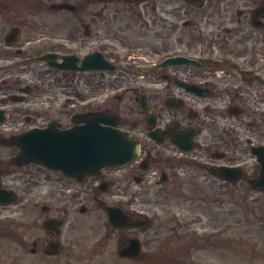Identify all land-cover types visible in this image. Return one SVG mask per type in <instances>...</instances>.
Listing matches in <instances>:
<instances>
[{
  "label": "flooded vegetation",
  "instance_id": "af4514ba",
  "mask_svg": "<svg viewBox=\"0 0 264 264\" xmlns=\"http://www.w3.org/2000/svg\"><path fill=\"white\" fill-rule=\"evenodd\" d=\"M130 6L140 20L125 27L65 20L42 33L27 15L41 1L0 0V264H197L207 237L232 248L234 204L261 199L264 0ZM92 54L95 69L79 70ZM101 112L140 152L99 176L66 177L12 143Z\"/></svg>",
  "mask_w": 264,
  "mask_h": 264
},
{
  "label": "water",
  "instance_id": "95a60500",
  "mask_svg": "<svg viewBox=\"0 0 264 264\" xmlns=\"http://www.w3.org/2000/svg\"><path fill=\"white\" fill-rule=\"evenodd\" d=\"M52 9L74 11L75 7L58 4L53 5ZM99 117V114L82 117L86 124L69 130L62 131L50 126L20 135V158L79 178L86 174L96 175L105 167L131 162L139 153V145L131 140L129 134L99 125L103 121ZM262 163L261 183L264 182V162Z\"/></svg>",
  "mask_w": 264,
  "mask_h": 264
},
{
  "label": "rangeland",
  "instance_id": "374dc122",
  "mask_svg": "<svg viewBox=\"0 0 264 264\" xmlns=\"http://www.w3.org/2000/svg\"><path fill=\"white\" fill-rule=\"evenodd\" d=\"M30 1L33 0H29ZM42 4H52L60 2H71L82 6L76 14H70L66 12H56L50 10L48 7H43L39 11L28 12L27 15L30 19H35L41 26V32H49L53 30V26L57 23H62L65 20H85L89 21L107 20L110 22V26L115 27L121 24L125 27L127 21L140 20L139 13H137V7L132 8L129 4L114 0L109 7L110 10H104L103 2L90 0H39ZM145 16V15H144ZM137 25H132L133 34L128 33L124 36L132 39L133 36H137ZM147 38V28H142ZM112 34L115 33L114 29H111ZM136 41L139 45L144 41L137 38ZM146 40V39H145ZM142 45H147L145 42ZM261 197L258 201H247L234 204V215L232 224L229 225L231 231L228 232V238L230 239L231 249L227 253L226 250H222L220 247L211 248L209 245L207 248L202 249L195 256L197 264H264V192L257 195ZM221 224H227V218L221 221ZM228 227V225H227ZM209 233V231H208ZM206 234V233H203ZM227 237V235H225ZM205 237V236H204ZM226 245V244H225ZM224 254V255H222ZM228 255L231 260L223 258L222 256Z\"/></svg>",
  "mask_w": 264,
  "mask_h": 264
}]
</instances>
